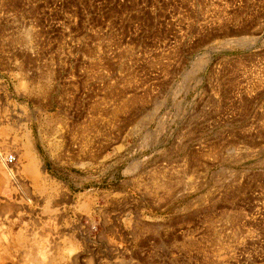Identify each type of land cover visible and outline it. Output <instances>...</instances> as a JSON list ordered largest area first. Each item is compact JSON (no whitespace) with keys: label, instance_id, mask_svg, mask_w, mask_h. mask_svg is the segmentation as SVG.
Returning <instances> with one entry per match:
<instances>
[{"label":"rangeland","instance_id":"obj_1","mask_svg":"<svg viewBox=\"0 0 264 264\" xmlns=\"http://www.w3.org/2000/svg\"><path fill=\"white\" fill-rule=\"evenodd\" d=\"M0 149V264H264V0H0Z\"/></svg>","mask_w":264,"mask_h":264},{"label":"built area","instance_id":"obj_2","mask_svg":"<svg viewBox=\"0 0 264 264\" xmlns=\"http://www.w3.org/2000/svg\"><path fill=\"white\" fill-rule=\"evenodd\" d=\"M0 149V155L3 157L5 161H12L14 159L13 155L11 153H5Z\"/></svg>","mask_w":264,"mask_h":264},{"label":"bare ground","instance_id":"obj_3","mask_svg":"<svg viewBox=\"0 0 264 264\" xmlns=\"http://www.w3.org/2000/svg\"><path fill=\"white\" fill-rule=\"evenodd\" d=\"M7 208V207H6ZM76 261V260H75Z\"/></svg>","mask_w":264,"mask_h":264}]
</instances>
